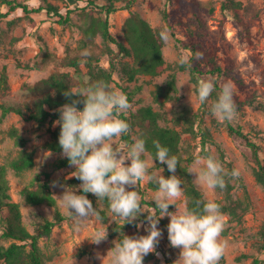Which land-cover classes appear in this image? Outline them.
<instances>
[{
	"label": "rangeland",
	"instance_id": "obj_1",
	"mask_svg": "<svg viewBox=\"0 0 264 264\" xmlns=\"http://www.w3.org/2000/svg\"><path fill=\"white\" fill-rule=\"evenodd\" d=\"M19 1L28 2L31 8H37L44 3L42 0ZM188 1L133 0L130 7H127L125 2H120L117 4L118 8L109 15L111 32L119 41L127 43L123 26L130 13L136 11L153 27L168 30L170 40L166 46H163L167 65L177 64L176 58L181 54L194 56L200 53L185 47L183 42L194 43L201 51L217 49L218 65L223 69L231 66L230 72L243 80L245 85L239 84L232 77L210 73L207 61L202 58L194 59L191 66L203 70L201 78L213 81L214 86L217 83L220 85L231 82L234 87V100L245 101L255 96L254 104L245 103L237 109V115L231 123L242 127L248 138L256 142L259 155L264 158V109L259 106L260 103L264 104V0H197L203 24H199L193 13L188 11L186 7ZM51 2L60 6L64 16L70 14V20L66 21L60 15L46 10L27 13L22 8H17L16 11L10 12V6L0 0V75L6 67L10 81L9 88L0 91V104L33 101L50 90L46 80L52 74L60 72L69 75L74 89L82 88L84 82H89L87 56L97 54L100 56V65L107 68L113 64L112 86L115 90L128 96L124 88L129 91L136 85L144 84V87L133 96L131 110H137L144 104H152L164 114L160 123L165 124L173 118V103L166 102L161 106L160 102L163 98H160L161 101H156L152 95L155 84L164 81L169 70L161 76L152 78L151 81L148 75H141L133 82L123 81L120 71L116 70L120 66V60L116 55L107 53L108 44L100 34L87 46L84 45L86 42L84 27L92 14L95 16L103 14L101 9L88 0H51ZM69 10L73 11L68 13ZM110 47L118 52L117 45L111 43ZM72 58L80 60V68L85 77L82 78L74 67L63 65L66 60ZM176 75L177 94L193 110H198L202 104L196 94L197 84L192 79L191 68L179 69ZM185 81L189 83L180 87ZM190 95L193 105L190 102ZM211 103L213 98L209 97L208 104ZM228 124L229 122H218L210 113L204 116V127L211 130L214 140L208 143L207 147L226 171L238 168L241 175L238 179H230L234 185L230 198L226 196L224 190L217 188L207 190V199L214 200L220 206L238 201H242L247 206L246 211L240 210L241 219L221 210L225 224L221 240L225 244V253L220 264H252L254 258H264V251L260 247L264 242V184L258 182L255 176V168H258V165L253 148L243 137L230 134ZM13 127H17L28 138L25 146L17 145L10 136L9 131ZM133 137H138L135 130L131 133V138ZM50 139L48 124L39 125L35 121H27L15 112L3 117L0 107V162L7 166L12 199L20 203L23 220L28 229L40 234L39 243L48 264H102L97 254L106 256L105 264H109L110 254L107 256V253L115 246L114 241L118 243L121 235H146L147 221L139 222L138 225L141 227L134 226L115 233L114 225L122 222V219L114 217L109 212L107 200L99 201L89 193L87 195L93 205L106 211L107 219L103 220L98 215L80 222L77 227L69 213L60 207L57 196L62 195L63 189L59 186L53 187L52 181L58 180L73 188L81 182L73 186L68 181L75 178L71 176L74 167L55 166L56 161L62 157V152L51 151L44 147V143ZM115 142L127 143L123 136L115 138ZM197 142L198 140L192 138L189 133L183 135V145L187 148L190 146L188 149L195 157L206 156L200 154ZM22 149L35 151V166L31 170L17 173L9 166V162ZM143 158L148 159L152 164L150 172H160L163 169L156 167V161L153 163L154 158L149 151ZM45 172L50 173V185L57 198L58 208L47 203L30 204L22 193L38 174L44 178ZM162 174L166 177L165 171ZM135 190L141 195L142 208L145 211L153 210L155 206L147 202H152L157 188L152 187L150 182L145 180ZM202 192L204 194V190ZM78 194H82L81 189H78ZM178 204L180 207H187L185 194ZM57 209L64 215L60 221H58ZM175 210V205L169 206V211ZM145 214L147 216L146 212ZM48 220L58 221L50 235L43 233V226ZM169 222L170 217L165 216L160 219L158 227L162 231V236L156 252L144 257V264H169L168 258L173 264H179L176 260L180 249L171 247L168 240ZM96 232H107V238L99 245L93 244L88 239ZM12 241L7 239L3 242L10 244Z\"/></svg>",
	"mask_w": 264,
	"mask_h": 264
},
{
	"label": "trees",
	"instance_id": "obj_2",
	"mask_svg": "<svg viewBox=\"0 0 264 264\" xmlns=\"http://www.w3.org/2000/svg\"><path fill=\"white\" fill-rule=\"evenodd\" d=\"M10 6L9 11L14 12L17 8H22L24 12L42 11L46 10L50 13H56L63 17L66 21L70 20V14L64 16L60 10V6L51 2V0H42L44 3L37 8H31L28 2L19 0H2ZM89 3L96 5L101 10V15H91L89 22L84 27V33L86 36L85 46L89 42L94 41L95 37L100 34L104 41L108 44L107 53L116 55L120 60V66L116 70L120 71L121 79L123 81L133 82L141 75H148L152 78L163 75L166 71H170L163 83H156L155 89L152 90V95L156 101H161V106H164L166 102L173 103L172 113L173 118L169 122L162 124L160 120L164 118V114L161 110L156 109L152 104H144L137 110H130V114L121 118L126 119L130 124L131 129L135 130L138 134V138H143L146 141V148L155 159L156 149L153 146V141L158 140L162 146L170 149V155H174L178 158L176 169V175L182 181L183 192L187 199V208L189 210H195L202 213V205L198 208L196 205L197 200L204 199V194L201 189L193 183V176L189 174L186 169L192 164L195 156L188 149L190 146L185 147L183 145V135L189 133L192 138L198 140V147L200 148V154H211L210 149L207 147L208 143L214 142L212 138L211 130L204 127V116L211 114L210 105L208 101L200 106L198 110H193L185 102L181 100V97L177 94V70L186 69L179 64L166 63L165 57L161 53L163 44L159 39V28H155L151 23L144 18L139 12L132 11L124 23V32L126 42L119 41L115 38L110 29L109 15L115 11L118 7L117 4L125 2L127 7L131 6L133 0H88ZM184 1V0H182ZM186 1V0H185ZM188 11L193 13V17L199 24H203V19L200 14L199 1L189 0L186 4ZM69 10L68 13H70ZM183 42L182 40H179ZM113 43L117 45L118 52L110 47ZM184 46L190 48L193 52L203 53L202 59L206 60L209 65V72L212 74L219 73L225 77H232L239 84L245 85V82L237 78L230 72L231 66L223 69L218 65L216 60L217 49L209 51L199 50L194 43L183 42ZM87 65L89 66L88 76L89 82H84L83 87L91 85L96 82H105L112 89L113 79V64L110 67L100 65V56L97 54H89ZM63 65L71 66L76 69L80 76L85 77L83 71L80 68V60L78 58H72L66 60ZM115 67V66H114ZM192 79L198 84L201 78L200 75L204 73L203 70H199L197 66H191ZM50 90L46 93L39 95L31 102L25 103H2V116H6L11 112H15L21 115L27 121H35L39 125H49V132L51 133V139L44 143V147L55 152H62L59 147V134L60 126L55 125L54 122L59 119V113L56 111L61 105L70 103L75 96L66 97L64 92L66 90L74 89L69 75L67 73H55L52 74L47 80ZM149 83V82H148ZM224 84H216L215 90L210 95L213 98V102L218 98ZM10 86L9 74L6 67H4L0 75V91L7 90ZM144 87V84L136 85L132 90L127 91V98L131 103L133 96ZM197 88V86H196ZM115 90V89H114ZM83 98H81L82 100ZM237 109H240L243 104L255 103V96L247 98L245 101L239 99L234 100ZM260 107L264 109V104L260 103ZM81 110L83 109V103L77 105ZM228 131L232 135L243 137L247 140L249 146L253 148L255 160L258 168H255V176L258 182L264 184V158H261L258 152V145L256 142L251 141L247 134L243 131L241 126H235L231 122L228 124ZM9 134L14 138L15 143L19 146H25L28 138H26L17 127L10 129ZM127 143L132 141L131 135L123 136ZM212 155V154H211ZM157 168H163L166 177L172 175L168 171L166 164H160L158 159L155 160ZM9 166L17 173H22L27 170H31L35 166V151L22 149L19 154L14 157ZM55 166L57 168L69 167V162L66 158H59ZM45 177L42 178L41 174H38L31 184L22 190L25 198L30 204H42L47 203L49 205L58 208V201L55 197L51 185H50V173L45 172ZM73 186L77 185L80 180L72 178L68 180ZM226 188L223 189L228 198L231 196V191L234 185L230 179L226 177ZM154 188L157 186L154 183H150ZM219 189V188H218ZM82 190V189H81ZM221 190V189H220ZM89 194V193H88ZM151 206H155L154 202H147ZM98 215L103 219H107L106 211L100 208H96ZM220 209L224 212H228L237 219H241L243 211L247 210V206L242 201L236 203H230L221 205ZM240 210L242 212H240ZM58 221L64 218V215L59 209H57ZM58 221L48 220L43 226V233L50 235L53 227ZM146 221V214L140 215L134 223H125L124 220L119 223H115L113 232L118 233L125 229L137 226L139 222ZM0 226L2 232L0 233V263L3 264H48L46 262L45 254L43 253L39 239L40 234L31 232L23 220V213L19 202L12 199L10 193V182L7 176V166L0 162ZM121 235L120 240L123 239ZM264 237V231H263ZM12 239L10 244H5L3 241ZM261 249L264 251V242L261 244ZM167 263L173 264V261L168 258ZM252 264H264V258H254Z\"/></svg>",
	"mask_w": 264,
	"mask_h": 264
},
{
	"label": "clouds",
	"instance_id": "obj_3",
	"mask_svg": "<svg viewBox=\"0 0 264 264\" xmlns=\"http://www.w3.org/2000/svg\"><path fill=\"white\" fill-rule=\"evenodd\" d=\"M158 36L163 45L169 43L167 29H161ZM161 53L164 58L163 49ZM202 56L203 53L194 56L181 54L176 58V63L182 67H191L193 60L201 59ZM185 83L189 82L181 83L180 87ZM214 90L213 81L200 79L196 88L199 102L206 103ZM64 95L75 96L76 99L56 109L59 119L54 122V126L59 125L61 129V155L75 169L71 176L81 183L73 188L58 180L52 181L53 187L63 189L62 195L57 196L60 207L69 213L77 227L80 222L98 217L88 193L99 201L107 200L109 212L125 223H134L140 215L147 213V234L124 235L118 243L114 241L115 246L107 253V256L110 254L109 264H144V257L156 252L162 236L158 224L165 216L170 217L167 225L170 246L180 249L176 260L179 264H220L225 253V244L221 240L225 224L220 205L207 199V190L225 189L226 177L238 179L240 170L233 168L226 171L215 156L197 155L186 171L194 177L193 183L197 188L204 190V199L195 202L198 208L202 205V213L180 207L178 201L184 194L182 181L176 175L180 162L176 156L169 154L170 149L162 146L158 140L153 141L156 149L153 163L158 159L172 173L165 177L162 174L164 169L150 172L152 164L143 158L147 152L143 138L133 137L130 143L115 142V138L132 133L130 124L121 118L132 109L124 93L100 81L80 89L66 90ZM81 102L84 105L82 110L77 107ZM190 102L192 104L191 95ZM210 112L221 123L235 119L237 106L231 82L224 83L218 98L210 105ZM145 180L157 186L152 197L155 207L151 211L142 208L141 195L135 190ZM78 189H82V194H78ZM170 205H175L176 210L169 211ZM106 238L107 232H96L88 237L96 245ZM105 257L97 254L102 264H105Z\"/></svg>",
	"mask_w": 264,
	"mask_h": 264
}]
</instances>
